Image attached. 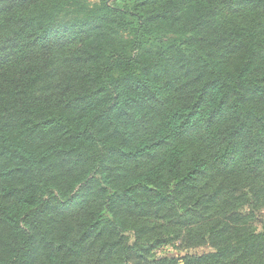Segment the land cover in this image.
<instances>
[{
    "label": "trees",
    "instance_id": "obj_1",
    "mask_svg": "<svg viewBox=\"0 0 264 264\" xmlns=\"http://www.w3.org/2000/svg\"><path fill=\"white\" fill-rule=\"evenodd\" d=\"M0 264H264V0H0Z\"/></svg>",
    "mask_w": 264,
    "mask_h": 264
},
{
    "label": "rangeland",
    "instance_id": "obj_2",
    "mask_svg": "<svg viewBox=\"0 0 264 264\" xmlns=\"http://www.w3.org/2000/svg\"><path fill=\"white\" fill-rule=\"evenodd\" d=\"M92 1H95V0H92ZM170 250H173L172 248H169ZM204 249L203 248H200V249H198L197 251H199V252H201V251H203Z\"/></svg>",
    "mask_w": 264,
    "mask_h": 264
}]
</instances>
